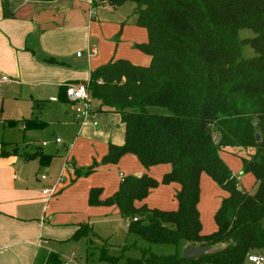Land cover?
<instances>
[{"label":"trees","instance_id":"16d2710c","mask_svg":"<svg viewBox=\"0 0 264 264\" xmlns=\"http://www.w3.org/2000/svg\"><path fill=\"white\" fill-rule=\"evenodd\" d=\"M92 2L93 8L134 3L136 25L149 35L148 43L136 48L152 59L149 67L112 61L91 74L92 99L100 102L101 112L119 114L125 127L124 144H110L102 164H117L131 154L146 169L172 167L161 182L148 174L125 177L105 201L101 189L89 194L92 207L116 206L130 221L129 234L177 248L173 255L144 249L142 259H128L126 264H246L250 255L264 254V0ZM241 30L252 31L254 37L240 38ZM246 46L254 57H244ZM61 90L67 100L65 88ZM31 126L42 127L34 121ZM223 150L237 152L243 175L255 179V193L246 190L224 162ZM39 157L44 166L51 161L39 152L28 156ZM97 166L94 163L84 175ZM203 174L226 193L215 213L216 231L210 234L203 232L199 210ZM172 183L180 186L176 211L136 207L152 190ZM92 228L78 225L73 239L89 236ZM188 244L224 250L199 261L184 260L181 253ZM102 259L110 262L105 250ZM46 264H62V259L53 252Z\"/></svg>","mask_w":264,"mask_h":264},{"label":"crops","instance_id":"0c3cea01","mask_svg":"<svg viewBox=\"0 0 264 264\" xmlns=\"http://www.w3.org/2000/svg\"><path fill=\"white\" fill-rule=\"evenodd\" d=\"M123 6L114 8L99 5L93 8L88 0H0V89L3 87L14 99H30L33 102L32 113L36 118L42 115L46 102L64 105L57 108L62 115L56 126L62 130L67 129L68 138L74 137L76 144L72 149H77L82 142L87 144L90 154L84 165H98L91 176L71 180V185L60 196H68L74 189V198L85 197V215H70L67 222L60 223V216L46 218L45 214L51 201L58 199L55 198L64 183L68 167H65L59 178H51L48 175L51 161L44 163V166L36 158L12 154V149V156L3 158L9 153L3 154L0 148V264H39L43 258L47 262L49 250L44 249L45 244L39 247V243L46 240L44 237L48 235L52 223H56L55 226L66 224L68 227L64 235L67 236L74 233L80 224L88 223L93 227L94 223L108 224L111 218L121 217L116 206H90L89 194L92 189H101L100 199L105 201L119 190L124 177L148 174L162 181L165 174L172 170L169 164L146 169L131 154L124 156L117 164H102L109 153L110 144L123 145L125 142V127L121 116L101 112L97 108L89 119V125L81 127L72 118L75 105L62 97L61 89L66 85L88 83L93 71L112 61L127 60L136 66H150L151 56L136 48L149 41L148 31L136 25L137 16L132 15L131 19L122 21L121 25L119 21L106 17L119 14ZM2 78H6V81ZM52 98H58L59 101H52ZM64 114L68 119L63 120ZM94 122L98 123L97 127L93 126ZM236 153L234 150H223L221 157L225 162L228 154ZM35 161L40 162L37 172L40 175L37 177L39 186L29 179L16 177L29 162ZM73 164L76 165V162L73 161ZM43 167L47 171L45 174H41ZM43 176L45 180H42ZM243 177L242 174V177L237 178L246 188ZM203 179L212 190H216L217 184L203 174L201 193ZM80 183L82 193L78 189ZM47 187H55L56 195L51 198L44 195L43 190ZM250 188L246 190L250 191ZM179 190L178 184L160 185L151 191L146 200L137 202L136 207L146 205L149 209L176 211V194ZM223 199L214 198L212 206L207 208L202 204L200 196L199 210L204 234L216 231L214 217ZM205 214L213 218V223L208 226Z\"/></svg>","mask_w":264,"mask_h":264},{"label":"rangeland","instance_id":"374dc122","mask_svg":"<svg viewBox=\"0 0 264 264\" xmlns=\"http://www.w3.org/2000/svg\"><path fill=\"white\" fill-rule=\"evenodd\" d=\"M135 6L134 3L128 2L123 6L119 14L108 15L106 17L113 21H119L121 25L122 21L128 18L131 19ZM239 35L242 39L254 37V33L250 30H241ZM243 55L246 59L252 58L255 56V52L250 46H246L243 48ZM0 91L2 97V100H0V148L3 154L9 153V155L3 156V158L12 156L10 153L11 149L12 154H21L24 157L30 156L27 154L37 152L41 153V155L51 156L48 175L56 179L60 177L62 171L67 166L64 183L61 185L55 198L58 199L53 202L51 201V206L46 212L45 217L50 218L53 215H57L61 217L60 223H64L67 222L70 215H85V197L82 199L80 196L74 198L73 193L76 192L74 189H72V194L60 197L62 192L71 185V180L74 178H87L95 172L94 170L91 174L84 175V172L92 166V163L84 165L90 154L87 144L82 142L77 149H74V147L72 149L75 143L74 137L68 138L67 129L63 127L64 130H62L60 126H56V123L61 120L59 118L62 115L57 108L64 105H54L46 102L42 115L36 118L32 113L33 102L30 99H14L13 96L10 97L11 93H6L3 87ZM92 103L96 109L100 108L98 100L92 99ZM74 111L75 107L73 106L72 116H74ZM155 112L160 114L166 113L163 109H155ZM72 118L74 119V117ZM66 119L68 117L64 114L63 120ZM33 121L36 124H43L44 127L36 128L31 126ZM58 140H60L61 144H56ZM44 143L46 145H43ZM70 152H72V156L69 155ZM36 159L40 161V157ZM39 161L29 162L27 167L20 172V175L16 174V177L29 179L39 186L37 183ZM73 161L76 162V165L73 164ZM225 163L235 176L242 177V174L240 175L241 168H243L242 161L236 154H228ZM77 171H80V174ZM42 173H47L44 167L41 170ZM13 175L12 173V178ZM205 179L202 181L201 200L202 204L209 208L212 206L214 198L218 200L220 198L223 199L225 194L218 185L216 186V190H212ZM243 180L244 186L246 188L251 187L249 189L250 192L255 193L254 177L248 174L243 177ZM80 185L81 183L78 189ZM40 191H42L41 188ZM79 192L82 193L81 189H79ZM108 222V224L94 223L92 233L87 237L77 240L73 239L75 232L71 235H64V231L68 227L66 224L55 226L56 223H52V225H49L48 235L44 237L46 239L44 240V249L49 250L48 256L53 252L60 253L61 259L74 255L78 264H126L128 259H142L144 249H148L158 255H173L177 253L175 246L152 245L139 235L129 234L128 224L122 217H113ZM210 223H213V218L211 217L210 219L209 214H207L206 225L208 226ZM262 224L264 226V220ZM104 250L105 256L110 262L102 259ZM260 256L264 259V254ZM45 262L46 259L43 258L39 264H45ZM246 264L249 263L246 262Z\"/></svg>","mask_w":264,"mask_h":264},{"label":"built area","instance_id":"2783aa9c","mask_svg":"<svg viewBox=\"0 0 264 264\" xmlns=\"http://www.w3.org/2000/svg\"><path fill=\"white\" fill-rule=\"evenodd\" d=\"M88 1L91 5L93 4L92 0ZM90 54H93V52H90ZM2 80L6 81V78H2ZM64 88L67 100L75 105V122L81 125V127L89 125L90 117L96 112V108L93 106L91 93L89 91V82L85 84H70L66 85ZM51 100L55 102L59 101L58 98H52ZM93 126L97 127L98 123L94 122ZM57 143H60V140H58ZM44 145H46V143H44ZM45 179L46 177L43 176L42 180ZM43 194L48 196V198H51L56 195V188L47 187L43 190ZM134 221H137V219H134ZM129 222L130 221H128L127 224H129ZM43 244V241L40 242L39 247L43 246ZM248 262L251 264H264V259L258 254H253L248 257ZM62 264H78V262L75 259V256L72 255L62 258Z\"/></svg>","mask_w":264,"mask_h":264},{"label":"water","instance_id":"95a60500","mask_svg":"<svg viewBox=\"0 0 264 264\" xmlns=\"http://www.w3.org/2000/svg\"><path fill=\"white\" fill-rule=\"evenodd\" d=\"M256 139L258 142L261 141V136L257 134ZM243 174V172L241 173ZM242 191V189H239ZM224 247H214V246H195L188 244L182 249V258L184 260L199 261L207 256H214L221 253Z\"/></svg>","mask_w":264,"mask_h":264}]
</instances>
